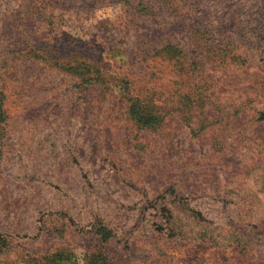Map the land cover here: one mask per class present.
<instances>
[{
  "label": "rangeland",
  "instance_id": "rangeland-1",
  "mask_svg": "<svg viewBox=\"0 0 264 264\" xmlns=\"http://www.w3.org/2000/svg\"><path fill=\"white\" fill-rule=\"evenodd\" d=\"M0 235V264H264V0H0Z\"/></svg>",
  "mask_w": 264,
  "mask_h": 264
},
{
  "label": "trees",
  "instance_id": "trees-1",
  "mask_svg": "<svg viewBox=\"0 0 264 264\" xmlns=\"http://www.w3.org/2000/svg\"><path fill=\"white\" fill-rule=\"evenodd\" d=\"M102 239L104 241H108V237L106 234H103ZM0 245L1 246H5L6 245V241L1 237L0 235ZM99 254L102 253L100 251H98ZM103 254V253H102ZM95 259H98V257H96ZM105 260V259H103ZM98 261L101 263V259H98ZM43 263L44 264H59V263H65V264H69L71 263L70 258L62 253H58L55 254L53 257H46L43 259ZM94 263V262H93Z\"/></svg>",
  "mask_w": 264,
  "mask_h": 264
}]
</instances>
